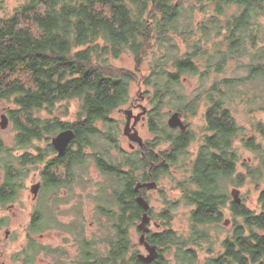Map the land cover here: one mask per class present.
I'll list each match as a JSON object with an SVG mask.
<instances>
[{
    "label": "trees",
    "instance_id": "1",
    "mask_svg": "<svg viewBox=\"0 0 264 264\" xmlns=\"http://www.w3.org/2000/svg\"><path fill=\"white\" fill-rule=\"evenodd\" d=\"M177 35L185 38L183 52L174 42ZM145 48L150 61L139 84L146 88L153 137L129 152L119 145L112 114L129 101ZM124 52L133 56L135 71L109 67L108 59ZM188 76L200 82L190 98L183 87ZM73 99L78 112L68 121ZM0 102L13 131L11 145L0 138V199L12 200L31 171L41 181L26 243L13 255L18 264H33L46 250L62 255L33 236L53 228L75 237L74 264H264V122L256 116L264 113V0H23L0 13ZM235 103L246 106L248 125L236 122ZM165 106L183 116L204 109L194 156L185 149L195 133L164 124ZM42 111L50 116L42 117ZM67 128L75 137L58 156L49 140ZM148 147L160 156L154 180L174 165L186 166L188 173L173 180L179 198L152 214L163 228L147 234L158 255L145 263L136 258L129 228L140 218L133 185L139 170L147 176L153 157ZM90 163L108 181L92 198L101 235L92 238L75 220L62 223L56 212ZM229 186L243 189L240 204L232 201ZM63 188L68 196L58 198ZM179 204L190 207L187 230L180 234L171 227ZM226 215L230 225L221 235Z\"/></svg>",
    "mask_w": 264,
    "mask_h": 264
},
{
    "label": "rangeland",
    "instance_id": "2",
    "mask_svg": "<svg viewBox=\"0 0 264 264\" xmlns=\"http://www.w3.org/2000/svg\"><path fill=\"white\" fill-rule=\"evenodd\" d=\"M23 0H0V3L2 2L3 5L6 6V10L9 12L11 8H13L15 5H17L19 2ZM4 11H0V13H4ZM183 39H185L182 36H175L174 42L179 47V52H183L186 49V45L183 42ZM144 52H146L144 59L142 60L140 70L136 72V75L138 76V81H134L130 84V94H129V101L123 105L121 108H130V102L134 101V104L136 105L141 104L147 109L149 108V103L146 98V96H143V92H145V86L139 84V76L141 73H146L150 61L148 48H145ZM108 65L110 68L115 69H126L129 71H135V60L133 56L128 53L124 52L122 53L118 58H109L108 59ZM230 74V72H228ZM183 87L184 92L187 95L188 98L191 97L193 91L199 86L200 82L196 76H188L184 78L183 81ZM79 107V101L76 99H73L71 101H68L67 103V115L65 117L66 120L72 121L77 115ZM232 108L234 109V117L236 119V122L239 125H248V120H250V116L248 112L246 111V106H244L241 103H235ZM61 109V108H60ZM58 108V110L60 111ZM58 110L55 111V115H59ZM137 111L139 109H136ZM136 110H133V112H136ZM203 108H201L195 116L187 115L182 116V120L184 123L187 124V127L193 131L196 135L195 141H193L185 150L190 153L191 157L195 155V152L197 150V147L200 142V136L202 133V129L204 127V119H203ZM176 111L173 108H169L167 106L163 107L160 110L162 122L164 124H167V119L171 112ZM6 113L5 111V105L3 102H0V115L2 113ZM42 117H49L50 115L47 114V112L42 111L40 113ZM54 115V111H53ZM257 116V119H261L264 122V113H260ZM112 118L115 119V121L118 123L119 127V143L124 149H130L129 148V140L126 136H124L122 130L125 123V115L121 111H115L112 114ZM10 123L5 129L0 128V138L7 144L11 145L13 142V131L10 128ZM136 128L142 137V139H151L153 137L152 133L148 130L147 125V115L144 116L142 120H140ZM52 138V137H51ZM51 143V139L49 140ZM72 142V141H71ZM44 143H47L46 140L44 142L39 143V145L42 147ZM33 145H38V141H35ZM158 150H163L165 146L159 145ZM156 150V151H158ZM159 150V151H160ZM250 153L248 151L243 150L242 156L249 157ZM186 166L183 165H174L170 167V174L163 176L161 179L158 180L157 189L156 190H149L146 191V197L147 200L151 206L152 212L154 214H157L163 207H165V201L170 200L174 201L179 198L180 192L176 190L174 187L173 180H180L187 174ZM38 173L36 171H31L29 175L25 178L24 185L21 189L18 190L16 196H14V200L12 202H9L8 205H12L11 208L5 205L0 204V218L2 217L4 219V222L6 225H8V229L11 230V233L8 237V239H3V230L0 234V238L3 239L2 243L0 244V264H18L19 261L14 260L13 255L14 253L20 251L21 247L26 243V228L29 221V213L32 212L37 205V198L38 195L35 196V200H33V196L30 192V186L38 181ZM103 179L98 174L97 170L93 167L92 163L89 164V167L86 170V173L83 175V181L82 183L75 181V183L72 186V191L70 194V198L67 203L62 202L58 208L57 215L59 216L60 220H62V223L67 224L72 219L76 218L75 221L77 223H80L83 225V228L85 229L83 234L88 237H100L99 234L100 231V224L96 221V210H95V203L94 200H92V196L98 187V183L102 181ZM0 182H1V175H0ZM235 187V186H233ZM232 186L228 187V192L233 188ZM238 188V187H236ZM240 190V197L242 199V196L244 195V191L242 188H238ZM39 193V192H38ZM230 194V193H229ZM67 191L66 189L60 190L58 194V198L67 197ZM249 202L253 201V198L250 196L246 197ZM76 209L75 213L72 214L71 210ZM190 207L179 204L178 207L173 213V219L171 220V227L175 229L179 234L185 233L187 230V222H188V214H189ZM57 212V211H56ZM67 213V214H65ZM78 214V217H77ZM82 215V218L80 217ZM81 218V219H80ZM229 218L228 215L224 217ZM230 219V218H229ZM102 221L101 226L107 221V218L103 217L100 218ZM155 222V223H154ZM74 224V222L72 223ZM156 224V225H155ZM137 224H134V226H131L129 228V236L131 238V241L134 244V249L138 253H145V249L139 244L138 238H139V231L136 227ZM230 225V224H229ZM228 226H224L222 223L220 225L219 231L221 235H223L227 230ZM150 229L152 231L161 230L163 227L160 225L158 220H155V218H152L150 224ZM100 235V236H99ZM34 238L39 241L41 244H47L50 248L56 249L61 248L62 250L66 251V256H60L56 257V255L53 254H41L39 253L35 260L33 261V264H49L51 262L58 264L56 259L63 260V264H72L71 258L75 256V254L79 250V245L75 240V237L71 235L69 232L61 229H51L47 230L44 233H37L36 235H33Z\"/></svg>",
    "mask_w": 264,
    "mask_h": 264
},
{
    "label": "water",
    "instance_id": "3",
    "mask_svg": "<svg viewBox=\"0 0 264 264\" xmlns=\"http://www.w3.org/2000/svg\"><path fill=\"white\" fill-rule=\"evenodd\" d=\"M145 108L143 107L142 110L134 116V122L130 124V120L132 118V111L131 110H124V114L126 115V122L123 128V132L125 135L129 137L131 141H136L140 146H142V139L138 135L137 131L133 128L135 122L138 120V118L141 116V114L145 113ZM9 125V120L6 114L2 113L0 115V128L5 129ZM167 125L170 128H179L181 131H184L187 129V124L184 123L181 117V113L179 111H173L170 113L168 119H167ZM75 133L72 128H67L58 131L54 136L51 138V145L55 149L58 156H61L65 153L67 150L69 144L74 139ZM40 187V182L37 181L33 183L30 186V192L32 196L35 198L37 195L38 189ZM140 187H147V188H155L157 187V183L155 181H150L142 184H137L135 186V190ZM231 199L233 202L240 204L242 199L240 197V190L236 187L231 188L229 191ZM136 201L138 204H140L143 207L144 212L141 215L140 223L138 224L139 229L141 230V234L139 237V242L143 243L147 254H137V258L145 263L151 262L156 259L158 252L156 249V245H151L147 241H145V233L148 231V223H149V216L147 215V210L149 208L148 202L139 194L136 197ZM222 224L224 226H228L230 224V219L225 218L222 221ZM129 264H136V263H129Z\"/></svg>",
    "mask_w": 264,
    "mask_h": 264
},
{
    "label": "flooded vegetation",
    "instance_id": "4",
    "mask_svg": "<svg viewBox=\"0 0 264 264\" xmlns=\"http://www.w3.org/2000/svg\"><path fill=\"white\" fill-rule=\"evenodd\" d=\"M130 108H127V109H125V108H120V109H118V111H121L123 114H124V110H131L132 111V118H131V120H130V124H132L133 122H134V116H136L141 110H142V108L144 107L143 105H141V104H134V101H131L130 102ZM145 108V113L144 114H141V116L138 118V120L135 122V124H134V126H133V128L132 129H134L135 128V130L137 131V133H138V135L140 136V134H139V132H138V130H137V128H136V125H137V123L140 121V120H142L143 118H144V116H146L147 114V108L146 107H144ZM136 109H139L138 111L136 110ZM133 110H136V112H133ZM5 113V112H4ZM6 114V113H5ZM125 115V114H124ZM182 116V115H181ZM125 122H126V115H125ZM124 125H125V123H124ZM124 128V127H123ZM179 129V128H178ZM180 130V129H179ZM122 132H123V130H122ZM123 134H124V132H123ZM153 135V134H152ZM124 136H126L127 137V139L129 140V148L130 149H124L121 145H120V143H119V145L121 146V148L122 149H124V151H129V152H132V151H135V150H138V149H143L145 146H146V141L148 140V139H142V137H141V139H142V146H140L139 144H138V142H136V141H131L130 139H129V137L127 136V135H125L124 134ZM119 140V139H118ZM147 152L148 153H151L152 155H153V157H151V160H148V166H147V170H146V174H147V176H145L144 175V171H143V169L142 170H139L138 171V174H139V176L137 177V179H136V181H134V185H133V190H134V192H135V196H134V200H135V202H136V204L138 205V207L141 209V212H140V218H139V220L136 222V227H137V230L139 231V237H140V234H141V230L139 229V227H138V224L140 223V219H141V215H142V213L144 212V210H143V207L140 205V204H138L137 203V201H136V197L140 194L147 202H148V200H147V197H146V191H149V190H156L157 189V187H155V188H147V187H140V188H138V189H136L135 190V186L137 185V184H142V183H146V182H150V181H155L157 184H158V180H154L153 179V174H152V169L153 168H155L157 165H158V163H157V160L159 159L160 160V156H159V153L156 151V149H152V148H150V147H148L147 148ZM139 154L140 155H142L143 154V152L142 151H140L139 152ZM93 167L95 168V166L93 165ZM96 169V168H95ZM97 170V172H98V174L100 175V177L103 179L102 181H100L99 183H98V187H97V189H96V192L93 194V195H91L92 196V198L94 199V197H95V195L96 194H98V189H99V187L102 185V184H105V183H108V181H105V179H104V177L102 176V174H101V172L98 170V169H96ZM0 175H1V182L3 181V173H2V171L0 170ZM84 175V174H83ZM39 182H40V185H41V181L40 180H38ZM77 181V180H76ZM82 181H83V179L81 180V183H82ZM1 182H0V184H1ZM123 184L125 185V187H126V181H125V178H124V181H123ZM125 190H126V188H124L123 189V193H122V197L124 196L125 197ZM39 191V190H38ZM107 191H109V189H107ZM14 197V196H13ZM46 198H48V196H45ZM15 198H13L12 200H9V201H3L2 199H0V204L1 205H6L7 204V206L9 207V208H11V206L12 205H8V203L9 202H12L13 200H14ZM36 198H33V200H35ZM148 204H149V202H148ZM95 209H96V204H95ZM162 210V209H161ZM160 210V211H161ZM159 211V212H160ZM57 212H58V210H57ZM59 213V212H58ZM72 213H74V212H72ZM152 214H154L153 212H152V209H151V206H150V204H149V208H148V210H147V215L149 216V223H148V231L145 233V241H147L149 244H151V245H155V244H152V243H150L147 239H146V237H147V234L148 233H150V232H152V229H150V227H149V224H150V222H151V220H152ZM31 215H32V212H30L29 213V219H30V217H31ZM73 220H75V218L74 219H72L71 221H70V223H72V221ZM155 223V222H154ZM156 225V224H155ZM6 227H8V225H6V223L4 222V219L1 217L0 218V234H1V232H2V230H3V239L5 238V239H8V237H9V235H10V233H11V230L10 229H8V228H6ZM54 230H57L56 228H53ZM51 230V229H50ZM78 230V229H77ZM85 230V229H84ZM83 230V231H84ZM47 230H45L44 232H46ZM43 232V233H44ZM3 239H1L0 238V244L2 243V240ZM139 239V238H138ZM138 242H139V240H138ZM139 244H141V246L143 247V249H145V247H144V245H143V243H141V242H139ZM43 245H45V244H43ZM78 245V244H77ZM46 246H47V244H46ZM47 247H49V246H47ZM48 249H50V247L48 248ZM51 249H53V248H51ZM61 249V248H60ZM156 249H157V247H156ZM55 249H53V251H54ZM157 252H158V249H157ZM41 254H50L49 253V250H48V252H47V250L45 251V252H41ZM66 254V251H64L63 250V252H62V255L61 256H63V255H65ZM137 254H143V253H138L137 252ZM137 254H136V258H137ZM147 254V251H146V249H145V253H144V255H146ZM66 256V255H65ZM76 256H78V252L75 254V256L73 257V258H71V263L72 264H74L73 263V259L76 257ZM57 257H59V256H57ZM64 257V256H63ZM138 259V258H137ZM139 260V259H138ZM140 261V260H139ZM64 262H63V260L61 259V262H60V264H63ZM132 263V262H131ZM49 264H55V263H53V262H51V263H49Z\"/></svg>",
    "mask_w": 264,
    "mask_h": 264
},
{
    "label": "bare ground",
    "instance_id": "5",
    "mask_svg": "<svg viewBox=\"0 0 264 264\" xmlns=\"http://www.w3.org/2000/svg\"><path fill=\"white\" fill-rule=\"evenodd\" d=\"M5 114V113H4ZM7 116V115H6ZM8 117V116H7ZM8 120H9V118H8ZM10 123V122H9ZM39 190V189H38ZM38 193V192H37ZM37 196V195H36Z\"/></svg>",
    "mask_w": 264,
    "mask_h": 264
}]
</instances>
